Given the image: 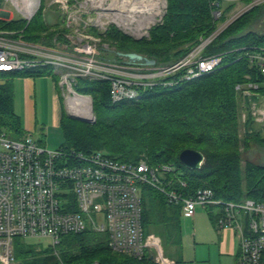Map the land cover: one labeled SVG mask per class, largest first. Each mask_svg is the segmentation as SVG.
Masks as SVG:
<instances>
[{"label": "trees", "instance_id": "trees-1", "mask_svg": "<svg viewBox=\"0 0 264 264\" xmlns=\"http://www.w3.org/2000/svg\"><path fill=\"white\" fill-rule=\"evenodd\" d=\"M263 11L264 3L254 7L205 48L204 55H224L222 67L171 85L147 87L137 101L114 103L109 81L79 79L75 89L92 95L97 120L91 124L68 117L64 112L61 117L64 142L60 146L86 152L105 149L109 155L128 162L147 159L152 164L173 163L176 171L168 175L172 181L170 187L185 195L209 187L218 199L225 201L252 198L264 202V164L244 160L242 156V150L253 144L264 148V135L249 132L247 137H240L239 91L236 88L237 84L255 81L260 88L253 98L258 100L264 96V75L254 69L248 58L250 47L264 46V34L249 29ZM36 15L28 25L22 19L0 18V29H17L28 41H39L47 24L37 21ZM215 28L210 0H168V12L163 23L152 28L151 39H134L114 28L107 36L120 53L137 52L155 59V65H159L177 61ZM186 43L191 45L184 47ZM180 46L182 48L178 49ZM120 53L116 56L118 61L142 64L125 59ZM41 75L54 77L56 74L51 66L0 71V130L9 136L23 138L28 135L22 117L15 110L16 79ZM168 78L178 79V76ZM252 121L248 118V126ZM186 148L204 153L205 161L200 168L190 169L181 164L179 155ZM180 180L185 181L186 186L180 187ZM208 211L215 223L218 214L211 208ZM181 216V203L171 202L157 188L144 187L145 233L158 234L165 253L171 257L175 255L170 248L178 246L181 249L182 246ZM15 256L22 264H156L149 252L138 259L113 251L107 233L89 228L64 235L55 248L44 252L17 237Z\"/></svg>", "mask_w": 264, "mask_h": 264}, {"label": "built area", "instance_id": "built-area-1", "mask_svg": "<svg viewBox=\"0 0 264 264\" xmlns=\"http://www.w3.org/2000/svg\"><path fill=\"white\" fill-rule=\"evenodd\" d=\"M223 1L234 6L224 7ZM11 2L30 22L42 0H0ZM216 28L186 55L170 64L146 65L113 62L97 57L86 45L71 53L34 44L16 42L0 29V71L13 72L51 66L61 84L73 91L79 79L107 80L114 103L137 101L141 91L159 84L171 85L183 79L209 74L223 66L224 55H204L205 48L240 16L264 0H210ZM4 10V9H3ZM11 17V13L4 10ZM13 18V16H12ZM254 69L264 75V47L249 48ZM178 76V79L168 78ZM246 78L250 79L249 75ZM237 90L250 98L258 94L260 84L247 81ZM77 101L78 115L92 114ZM83 104V105H82ZM250 113L243 114L264 125V102L255 101ZM249 116V117H248ZM173 163L152 164L120 160L101 150L86 152L59 146L49 149L31 137L14 139L0 130V264H22L15 256L16 238H48L55 248L64 235L86 229L108 234L110 248L118 253L142 259L147 252L156 264H177L165 254L161 238L145 233L143 227V190L152 186L181 203L182 212L194 216L198 206L218 214L220 228L232 227L240 237V264H264V202L252 198L225 201L213 189L201 187L191 195L170 187ZM180 180V187L186 186Z\"/></svg>", "mask_w": 264, "mask_h": 264}, {"label": "rangeland", "instance_id": "rangeland-1", "mask_svg": "<svg viewBox=\"0 0 264 264\" xmlns=\"http://www.w3.org/2000/svg\"><path fill=\"white\" fill-rule=\"evenodd\" d=\"M159 1L160 7L157 13L150 17V13L143 9L146 4L145 0H42L41 7L36 13V20L44 21L47 24V29L41 33L42 38L39 41H28L24 38L22 31L17 29L8 30L9 32L13 31V33L5 34V36L16 40V42L71 53L77 52V47L86 45L88 51L89 49L96 50L97 57L101 56L113 62L124 63L118 61L116 57L118 49L116 45L111 44V40L107 36L108 32L114 28L134 39H151L152 28L163 23L164 16L168 12V0ZM222 3L224 7L234 6L229 1H223ZM3 9L10 12L13 18L21 19V14L11 2L1 3L0 18L4 20L12 19V16L10 17ZM249 29L258 34H264V11L262 15L253 21ZM187 45H191V43H186L184 47ZM180 48L182 46L178 47V49ZM25 81V79H16L15 82V98L19 111L22 110V107L25 108L27 103L25 99L26 86L28 89H32L31 84H26ZM56 82L59 88L55 87ZM60 82L61 78L59 76L57 78L56 75L54 77L53 75H44L35 77L33 85L37 125H41L42 130L40 132L36 130L31 136L34 140L44 139V145L49 149H57L64 142L62 127L60 124L56 125L59 114V108L54 97L56 92L61 94L63 106H65L64 111L68 117L91 124L97 120L92 95L78 92L75 89L76 83H74L73 92L69 91V88ZM79 100L83 101L81 103H84V108L92 114L90 119L78 115L77 101ZM238 100L241 121L240 137H247L245 135L249 132H260L264 135V125L262 123L252 119V123L250 122L248 126V122L245 123L243 120V114L250 113L252 103L259 101V99L247 98L239 92ZM249 116L251 117V114ZM11 137L20 139L18 136ZM100 150L106 152L105 149ZM242 156L244 160L264 164V148L260 145L253 144L252 147L244 148ZM197 209L195 217L181 216L185 259L178 264H227V257L219 256L216 247L211 243L215 239H211V237L216 229L209 219L206 208L198 206ZM25 241L34 245L39 252H44V250L50 248L48 238H27ZM208 252H212L210 257Z\"/></svg>", "mask_w": 264, "mask_h": 264}, {"label": "crops", "instance_id": "crops-1", "mask_svg": "<svg viewBox=\"0 0 264 264\" xmlns=\"http://www.w3.org/2000/svg\"><path fill=\"white\" fill-rule=\"evenodd\" d=\"M12 15V14H11ZM13 16V15H12ZM56 74V76L60 77V75L56 72H54ZM44 76V75H41ZM35 77L37 76H25V77H18L17 79H25V83L26 84H31L32 89H28V87L26 86L27 90L25 89V99H26V106L25 108L22 107V110L19 111L17 108V104H16V98H15V110L16 112L22 117V122L24 125V128L27 131V136L26 137H31V134L33 132L37 131H41L42 130V126L41 125H37V114H36V103H35V99H34V94H33V85L35 82ZM55 87L59 88L58 83H55ZM16 93V91H15ZM55 99H56V104L59 108V114H58V122L56 121V125L61 126V117L62 114L65 112V106H63V99L61 97L60 93H55ZM259 101L264 102V96H261L259 98ZM33 139V138H32ZM38 141L39 143L44 145V139H38L35 140ZM198 210V209H197ZM208 215H209V219L212 223V225L215 227L216 232H214V235L211 237V239L215 238L213 240L214 246L216 247L217 251H218V255L221 257H227V264H240V256H241V245H240V237L237 234V231L235 230V228L232 227H227V228H220L217 224L216 221L215 223H213L212 219H211V213H209L208 209L206 208ZM197 213V211H196ZM195 213V215H196ZM216 213V212H215ZM217 214V213H216ZM194 216H187L182 212V216L184 217H195ZM217 220V219H216ZM203 243H207V242H203ZM170 249H172V253L175 255L174 257H171L170 255H166L175 259L177 261V264L180 261H184V242H183V229H182V246L181 249H179L178 246L175 247H171ZM181 250V251H180ZM212 254V252H208V256L210 257ZM195 260V259H193Z\"/></svg>", "mask_w": 264, "mask_h": 264}, {"label": "water", "instance_id": "water-1", "mask_svg": "<svg viewBox=\"0 0 264 264\" xmlns=\"http://www.w3.org/2000/svg\"><path fill=\"white\" fill-rule=\"evenodd\" d=\"M120 54H122V56L130 60L139 61L142 64L154 65L156 63L155 59H150L137 52H126V53H120ZM179 160L183 166L190 168V169H197V168H200L202 164L204 163L205 155L200 150L193 149V148H186L182 150V152L180 153Z\"/></svg>", "mask_w": 264, "mask_h": 264}, {"label": "bare ground", "instance_id": "bare-ground-1", "mask_svg": "<svg viewBox=\"0 0 264 264\" xmlns=\"http://www.w3.org/2000/svg\"><path fill=\"white\" fill-rule=\"evenodd\" d=\"M145 2H146V4H145V7L143 9L150 13L149 14L150 17H153L157 13V11L160 7V1L159 0H145ZM86 116L87 115H85V117Z\"/></svg>", "mask_w": 264, "mask_h": 264}, {"label": "flooded vegetation", "instance_id": "flooded-vegetation-1", "mask_svg": "<svg viewBox=\"0 0 264 264\" xmlns=\"http://www.w3.org/2000/svg\"><path fill=\"white\" fill-rule=\"evenodd\" d=\"M116 53H120L119 51H117ZM124 57V56H123ZM124 58H126V57H124Z\"/></svg>", "mask_w": 264, "mask_h": 264}]
</instances>
